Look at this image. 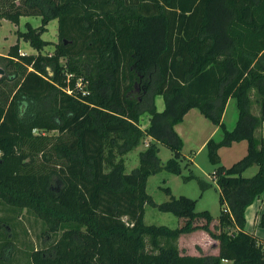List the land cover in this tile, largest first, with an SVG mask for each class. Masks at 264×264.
Returning <instances> with one entry per match:
<instances>
[{
	"label": "trees",
	"instance_id": "obj_1",
	"mask_svg": "<svg viewBox=\"0 0 264 264\" xmlns=\"http://www.w3.org/2000/svg\"><path fill=\"white\" fill-rule=\"evenodd\" d=\"M0 5V18L16 26L22 17L42 19L40 27L27 23L20 32L36 54L20 53L17 43L0 56V66L11 69L0 84L15 83L0 94V205L10 214L0 218V264L20 258L14 240L24 211L52 239L31 250L25 264H264V244L246 230L245 218L264 194V0ZM53 19L56 44L42 38ZM50 45L54 52L44 53ZM158 97L165 102L162 112ZM231 99L238 111L232 130L223 120ZM193 109L222 134L206 144L217 166L212 178L220 194L218 232L208 211H196V200L172 196L157 205L147 193L150 176L181 174L185 157L175 127ZM147 138L152 142L140 153L139 167L126 173L125 157ZM241 141L248 142L247 155L231 167L221 165L219 150ZM159 145L174 153L166 164ZM254 165L258 172L244 176ZM211 186L205 182L202 190ZM147 203L185 225L145 224ZM259 226L264 228V212ZM198 230L219 242L218 256L180 249V237Z\"/></svg>",
	"mask_w": 264,
	"mask_h": 264
},
{
	"label": "rangeland",
	"instance_id": "obj_2",
	"mask_svg": "<svg viewBox=\"0 0 264 264\" xmlns=\"http://www.w3.org/2000/svg\"><path fill=\"white\" fill-rule=\"evenodd\" d=\"M27 23L31 24L34 28H38L42 25V19L39 17H29L28 19L24 18L20 25L16 26L10 21L0 18V56H7L10 48L17 43H20V53H37V51L20 36V32L27 31ZM42 38L53 42L54 44L58 43V21L56 19L51 20L50 23L46 25V31ZM53 52L54 45L47 46L44 50V53L46 54ZM0 69L3 72V75L6 76L11 72V69L7 68L5 65H1ZM14 84L15 83L12 80H7L5 83L0 84V94L2 92L9 93L14 88ZM256 108L258 107L254 105L252 109L256 110ZM237 115L238 111L236 101L233 99L231 105L227 109L225 122L231 124L233 119L236 120ZM147 118V116H144L143 121ZM143 128H145L144 122ZM213 128L214 124L205 118L199 110H191L184 118L183 123L179 124L177 128L180 137L182 138V153L185 157L184 160L181 161V174H174L163 170L150 176L147 181V193L151 197L152 201L157 205L170 201L172 196L175 198L185 196L196 200V211L198 213L208 211L213 217V222L210 224L211 229L218 232L215 223H218L221 213L220 194L217 190V183L212 178V174L216 170L217 166L211 162L208 149L206 148L207 143L204 144ZM148 143V141L147 143L142 142L137 149L133 150L125 157L126 173H132L139 167L140 153L146 150L149 146ZM159 149V158L161 159L162 164H166L173 157L174 153L164 145H159ZM241 149V145L221 148L219 151L221 165L231 167L234 163L238 162L240 156L239 158H236V156L241 152ZM190 176H194V178L187 179V177ZM205 182L211 184L212 186L202 190V184ZM58 187V184H56L55 188ZM7 216L9 217L10 214L6 211V207L0 205V218H6ZM144 221L147 225L166 226L171 229L180 228L185 225L184 219L177 217L174 213L163 212L151 203H147L145 206ZM17 222L20 223L19 227L16 229L18 238L14 241L17 243L16 250L19 249L18 257L20 258L19 260H16V263L25 264L29 261L31 250L41 249L50 245L52 243V239H47L46 235H42L44 224L36 220L35 217L28 214L26 211L18 216ZM204 223V220L199 221L200 225ZM3 226L4 224L0 221V233ZM21 226L26 230V232L22 231ZM24 236L26 237L25 239L27 242L23 240V243H21V239ZM200 236V234L193 236H190V234H188V236L184 235L180 243L181 250L183 249L186 254H196L195 244L202 242ZM20 254H23V256ZM10 261V259H7L4 262L7 264L12 263V261ZM14 261L15 259L13 262Z\"/></svg>",
	"mask_w": 264,
	"mask_h": 264
},
{
	"label": "crops",
	"instance_id": "obj_3",
	"mask_svg": "<svg viewBox=\"0 0 264 264\" xmlns=\"http://www.w3.org/2000/svg\"><path fill=\"white\" fill-rule=\"evenodd\" d=\"M29 17H31V16L22 17L21 21L24 18L28 19ZM39 18H41V17H39ZM232 101H233V99L229 100V102H228V105H227V108H226V111H225V114H224V118H223L224 122H225V118H226L227 109L231 105ZM156 104H157V108H158V110L160 112H162L165 109V102H164L162 97H158L157 98ZM255 106L258 107L257 104H255ZM252 112H253L254 115L258 116L259 115V108H256V110L255 109L252 110ZM237 119H238V115H237L236 120L235 119L232 120L231 124L225 122L230 130H232L235 127V125L237 123ZM145 121H144V123H145V128H146L148 126V123H149V118H147ZM178 126L179 125H177L175 127V129H176L177 133L179 134V131L177 130ZM260 133L264 136V123L262 125ZM221 137H222V134H221L220 129L217 126L214 125V128H213L211 134L208 135V137L206 138L204 144L208 143V141L211 138H214L217 141H219V140H221ZM147 141L149 142L148 144H150L152 142V140L150 138H147L144 141V143H147ZM234 145H241L242 146L241 152L236 156V158H239V156H240L239 160H241L244 156L247 155L248 142L247 141L237 142V143H234L233 145H231L230 147H234ZM125 160H126V158H125ZM191 160H193V159H191ZM258 170H259V167L257 165H254L253 167L249 168L244 173V176L253 177L258 172ZM263 212H264V194L260 198L255 200V202L246 209L245 218H246V230L248 232H250L251 234H254L264 244V228L259 226L260 215ZM215 224H216L215 226H219V221H218V223H215ZM196 234H200L201 235L200 239H202V242L195 244V248H196L195 252H196V254L193 255V254L189 253V255H192V256H218L219 255L220 249H219V242L217 240L213 239L207 232L202 231V230H198L196 232H193V233L190 234V236H193V235H196ZM186 235L188 236V234H186ZM183 237H184V235H182L180 237V239H179L180 249H181L180 243H181V239ZM182 251H184V250L182 249ZM188 252H189V250H188ZM222 264H233V262L232 261H228V260H224L222 262Z\"/></svg>",
	"mask_w": 264,
	"mask_h": 264
},
{
	"label": "water",
	"instance_id": "obj_4",
	"mask_svg": "<svg viewBox=\"0 0 264 264\" xmlns=\"http://www.w3.org/2000/svg\"><path fill=\"white\" fill-rule=\"evenodd\" d=\"M3 76V72L1 71V69H0V77H2Z\"/></svg>",
	"mask_w": 264,
	"mask_h": 264
},
{
	"label": "built area",
	"instance_id": "obj_5",
	"mask_svg": "<svg viewBox=\"0 0 264 264\" xmlns=\"http://www.w3.org/2000/svg\"><path fill=\"white\" fill-rule=\"evenodd\" d=\"M216 179V178H215Z\"/></svg>",
	"mask_w": 264,
	"mask_h": 264
}]
</instances>
